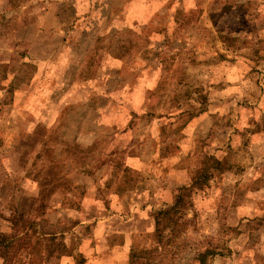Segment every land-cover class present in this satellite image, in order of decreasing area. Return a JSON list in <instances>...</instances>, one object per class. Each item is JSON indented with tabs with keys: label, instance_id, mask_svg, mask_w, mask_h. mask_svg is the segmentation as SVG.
Returning <instances> with one entry per match:
<instances>
[{
	"label": "rangeland",
	"instance_id": "rangeland-1",
	"mask_svg": "<svg viewBox=\"0 0 264 264\" xmlns=\"http://www.w3.org/2000/svg\"><path fill=\"white\" fill-rule=\"evenodd\" d=\"M103 251L264 264V0H0V264Z\"/></svg>",
	"mask_w": 264,
	"mask_h": 264
},
{
	"label": "crops",
	"instance_id": "crops-1",
	"mask_svg": "<svg viewBox=\"0 0 264 264\" xmlns=\"http://www.w3.org/2000/svg\"><path fill=\"white\" fill-rule=\"evenodd\" d=\"M191 122L190 119H187V124ZM189 182V178H186L184 181H180L179 183H175L174 186L172 187V189H174V192H169V194L166 193L165 191V195H159L158 198H155V200H150L152 202H155L157 203L158 205H167L168 204V207L173 204L174 200H175V197L177 195V193L179 192V189L182 187V186H186V185H189L190 183ZM118 194H116V200L118 201ZM87 221V219L85 220ZM84 222V220L82 221ZM119 232V231H118ZM120 235H121V242L117 243L116 245L114 246H111L110 248H108V252L109 251H114L116 253H118L119 251L121 250H124L125 247H127V240H125V237L128 233H126L124 230L120 231ZM96 240V239H95ZM119 250V251H117ZM107 251H103V252H100V254H96V258L94 259H91L92 260H96L94 262H92V264H106L107 262H109V260L112 258L114 260V262L116 261V258L114 257L115 255H112L111 256V253H108ZM116 264H118V260L115 262ZM91 264V263H90Z\"/></svg>",
	"mask_w": 264,
	"mask_h": 264
},
{
	"label": "trees",
	"instance_id": "trees-1",
	"mask_svg": "<svg viewBox=\"0 0 264 264\" xmlns=\"http://www.w3.org/2000/svg\"><path fill=\"white\" fill-rule=\"evenodd\" d=\"M202 177H203L202 180H205L207 178V175L204 173ZM195 180H196V177L194 178V180L189 185L182 186L179 189V192L177 193L173 204H171L168 209L159 211V213H163L164 215H172V213H174L173 215H176V212H178V209L179 208L180 209L181 208H186L187 205H191V201H189V202L186 201L185 197H187L188 195H190L191 186H194L195 184H197V181H195ZM183 215L184 214L179 213L177 215V217H171L172 220H174V224H180V221L183 219ZM207 252L208 251L205 250L204 252H202L200 254V256H202L200 258V262L201 263H203V259H204L205 253H207Z\"/></svg>",
	"mask_w": 264,
	"mask_h": 264
}]
</instances>
